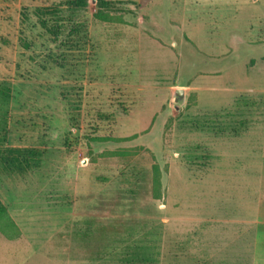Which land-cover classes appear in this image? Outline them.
<instances>
[{"label":"rangeland","instance_id":"rangeland-1","mask_svg":"<svg viewBox=\"0 0 264 264\" xmlns=\"http://www.w3.org/2000/svg\"><path fill=\"white\" fill-rule=\"evenodd\" d=\"M107 1L0 0V264H264V0Z\"/></svg>","mask_w":264,"mask_h":264},{"label":"trees","instance_id":"trees-1","mask_svg":"<svg viewBox=\"0 0 264 264\" xmlns=\"http://www.w3.org/2000/svg\"><path fill=\"white\" fill-rule=\"evenodd\" d=\"M88 0H67V6L73 12H78L85 10L87 8ZM117 11L113 6L112 2L107 0H95V12L93 14L94 18L102 22H112L114 20L112 12ZM40 16H52L56 14L53 9H43L39 10ZM42 26L46 28L44 21ZM48 33H55L57 31L56 25H51L46 28ZM35 150L29 148H8L6 154L3 158V162L6 166L15 167L18 172H24L30 168L34 161V157L37 156ZM153 172L155 173L152 180V192L155 199L160 198V181L157 175V167L153 166ZM12 221L6 215V210L0 203V232L2 234H7L11 232L13 228ZM155 254H157L155 252ZM152 252H130L123 260L125 264H157V257Z\"/></svg>","mask_w":264,"mask_h":264},{"label":"water","instance_id":"water-1","mask_svg":"<svg viewBox=\"0 0 264 264\" xmlns=\"http://www.w3.org/2000/svg\"><path fill=\"white\" fill-rule=\"evenodd\" d=\"M173 95H174V101L178 102L184 98V91L182 90V88H178L174 90Z\"/></svg>","mask_w":264,"mask_h":264}]
</instances>
